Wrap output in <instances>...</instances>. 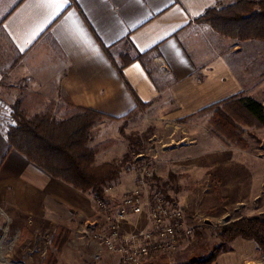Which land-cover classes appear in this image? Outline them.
Returning <instances> with one entry per match:
<instances>
[{"label":"crops","instance_id":"0c3cea01","mask_svg":"<svg viewBox=\"0 0 264 264\" xmlns=\"http://www.w3.org/2000/svg\"><path fill=\"white\" fill-rule=\"evenodd\" d=\"M231 1L0 0V32L14 52L0 63V87L21 81L56 107H83L119 118L112 121H127L123 117L136 108L137 98L150 104L145 111L158 107L163 120L203 116L205 124L212 111L203 109L240 94L264 105V40L226 37L195 21ZM122 61L127 62L121 71ZM190 144L183 157L168 155L173 171L199 168L194 159L207 150ZM111 149L97 155V164L117 158L109 153L100 160ZM95 202L92 191H79L11 149L0 126V204L66 226L75 215H94ZM141 216L142 226H148L147 216ZM136 217L124 221L126 232L135 227ZM230 247L213 264H254L261 250L243 237ZM149 259L185 264L181 246Z\"/></svg>","mask_w":264,"mask_h":264},{"label":"rangeland","instance_id":"374dc122","mask_svg":"<svg viewBox=\"0 0 264 264\" xmlns=\"http://www.w3.org/2000/svg\"><path fill=\"white\" fill-rule=\"evenodd\" d=\"M13 55L9 42L0 32V63ZM10 83L15 85L0 87V126L6 131L15 123L12 107L18 100L28 103L29 116L49 110L51 105L21 81ZM66 111L54 105V120L65 118ZM160 111L157 107L139 112L127 121H99L91 129L88 145H102L100 152L112 148L100 160H107L109 153L110 158L118 155L112 162L121 165V172L103 184L108 190L107 197L108 193L112 197L107 200L113 210L130 190L140 186V177L146 171L152 173L144 188L149 197L166 192L183 207L192 233L182 237L179 247L188 264L209 256L220 245V226L242 217H264V128L239 123L232 135L219 138L210 134L209 121L205 124L203 116L166 121L160 118ZM189 143L207 150L194 159L199 168L173 171L168 167L171 161L168 155L176 153L183 157L184 146ZM97 155L95 165H101L97 164ZM129 165H132L130 170ZM95 206L94 215H75L64 226L46 217H26L0 204V244H4L0 264H117L115 254L106 251L97 239L96 232L106 222L98 202ZM137 217L135 227L129 231L144 227L143 216ZM60 227L66 231L58 237ZM158 262L147 259L143 264ZM254 264H264V251H257Z\"/></svg>","mask_w":264,"mask_h":264},{"label":"trees","instance_id":"16d2710c","mask_svg":"<svg viewBox=\"0 0 264 264\" xmlns=\"http://www.w3.org/2000/svg\"><path fill=\"white\" fill-rule=\"evenodd\" d=\"M195 21L209 23L226 37L241 41L264 40V0H236L220 9L212 7ZM125 62L119 66L121 71ZM54 105L51 104L49 110L29 116L28 103L24 99L18 100L12 107L15 123L6 131L10 148L19 151L52 177L84 192L92 191L97 202L108 199L103 184L119 175L121 165L112 161L95 165L96 155L103 146L90 147L88 143L91 129L97 122L119 118L70 106L65 118L56 121ZM149 105L137 98L136 108L123 118L143 112ZM207 111H212L209 132L219 138L231 134L239 123L248 127H264V105L252 97L240 94L202 110ZM131 151L134 152L132 147ZM164 194L167 200L174 201L166 192ZM65 231L60 227L57 236ZM238 237L254 240L264 251V217H242L220 226V245L209 256L194 259L188 264H213L221 253L230 250L228 245Z\"/></svg>","mask_w":264,"mask_h":264},{"label":"built area","instance_id":"2783aa9c","mask_svg":"<svg viewBox=\"0 0 264 264\" xmlns=\"http://www.w3.org/2000/svg\"><path fill=\"white\" fill-rule=\"evenodd\" d=\"M151 176L149 171L141 175L140 186L130 191L115 210L107 199L98 202L106 223L96 232L97 239L106 251L119 256L120 264H143L154 253L175 252L182 237L192 233L181 205L161 193L151 197L145 193L146 179ZM141 215L147 216L148 226L126 232L123 222Z\"/></svg>","mask_w":264,"mask_h":264},{"label":"bare ground","instance_id":"6f19581e","mask_svg":"<svg viewBox=\"0 0 264 264\" xmlns=\"http://www.w3.org/2000/svg\"><path fill=\"white\" fill-rule=\"evenodd\" d=\"M3 245L4 244H0V256L1 257L3 256V253H4V251H3Z\"/></svg>","mask_w":264,"mask_h":264}]
</instances>
